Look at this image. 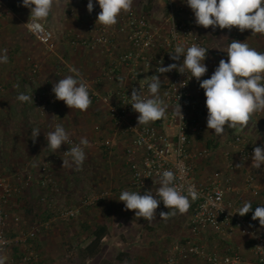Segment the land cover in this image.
Here are the masks:
<instances>
[{"label":"crops","instance_id":"1","mask_svg":"<svg viewBox=\"0 0 264 264\" xmlns=\"http://www.w3.org/2000/svg\"><path fill=\"white\" fill-rule=\"evenodd\" d=\"M0 2L4 9L0 14V55L7 49L8 56V63H0V85L6 86L8 91H11L10 86L13 85L12 90L19 92L21 81L29 78V75L32 76L33 68L37 65L36 74L42 90L52 91L53 84L67 75H74L70 69L75 68L80 73V78L90 84L92 91L99 95L94 101L90 97L92 103L87 111L70 109L63 101L55 98V103L47 108L41 119L34 122L31 120L30 112L21 110L19 106L16 110L22 111L23 114L19 116L24 118L22 117L23 121L19 117L16 118V104L0 99V173L8 176L13 182V177L17 174L31 175L35 178L40 175L41 166L47 163L52 176L58 182L55 196L67 203L69 201L74 203L75 196L83 188L90 194L109 192L108 197L93 206H87L86 211L79 212L76 220L80 225L71 234L73 243L69 248L66 246L64 251L62 250L65 258L70 257L72 262L78 261L79 264H92L93 261L95 264H164L176 244L192 242L209 252L226 253L229 250H236L242 255L245 264H259L253 254L251 238L236 229L218 231L209 228L194 232L191 228L192 205L187 213L177 212L175 216L164 220L160 219L159 213L167 212L168 209L161 201L156 210V219L149 222L143 218H136L135 211L125 210L124 203L119 201L122 191H134L131 160L140 161L142 158V150H137L133 155L127 152L134 138V132L129 127L144 126L138 125L139 113L133 114L122 125L118 124L114 117L113 109L116 108L114 100L107 103L101 99L112 91L130 87L135 83L131 77L132 69L128 66L115 69L113 75L107 74L110 66L120 55L130 49L126 34L119 29L120 18L126 13H121L117 24L109 27L114 36L112 44L90 48L72 42L75 38H90L95 35L87 28V6L79 0H54L50 16L46 21H41L55 34L56 46L50 51L38 42L25 25L29 21L30 11L21 6L22 0ZM183 4L185 6L180 8L183 10L177 11L178 16L195 24L192 10L185 1L178 0V5ZM132 7L139 12H145L163 34L167 31L169 15L167 0H133ZM197 28L205 40L202 47L209 49L204 64L207 72L213 74L221 59L227 61L226 49L231 42L211 26ZM243 33V42L246 41L251 48L264 53V35L252 34L250 29ZM159 53L155 50L154 56ZM152 75H160L162 80L160 95L165 101L164 88L172 77L171 72L160 74L149 69L138 73L141 79L149 83ZM36 88H40L37 83ZM172 111L168 105L164 118L147 125L161 126ZM57 123L64 126L71 138L78 142L81 138H87L90 142V147L85 148L86 159L79 170H75V165L71 168L63 167L65 159L62 154L66 144L55 153L47 148L45 136L48 132L54 131ZM34 128L40 130L35 143L32 140ZM213 131L207 129L206 117L205 131L193 135L191 139L190 150L193 154L208 150L206 156H197L193 160V174L197 182L207 185L215 172H221L219 182L226 187V200L237 210L245 201L250 202L252 207L255 204L264 206V165L261 169L251 168L252 159L243 164L244 167L241 169L235 167L230 169L228 164L229 160L235 159L236 156L235 136H245L256 147L264 145V112L254 114L248 126L242 130L226 128L222 136L215 135ZM106 140L110 141L109 146L103 144ZM227 153H231V158L227 157ZM249 175L255 178L258 195L253 193L247 183ZM225 178L230 179L228 183ZM155 181L149 182L140 194L143 195L147 190L155 193L159 187L158 180ZM30 184L32 191H35L33 181L24 180L25 189L29 190ZM19 197L21 195L14 196L4 207L11 218L17 215L22 218V222L10 221L9 234L11 231L21 232L25 228L27 230L31 228L28 225L31 217H25V214H28L24 206L27 202L20 200ZM249 214L250 212L244 216ZM60 231L65 230L46 233L40 236V240L36 239L33 242L34 245L37 243L33 250L37 254L33 264H59L62 261L58 259L57 245L56 247L53 245L57 244ZM84 239L87 240L83 242ZM60 248L61 246L59 250ZM16 249L18 250L16 247L7 254L18 253ZM46 257H49L51 262L53 259L57 261L45 262L43 259ZM202 263L201 258L191 257L180 264Z\"/></svg>","mask_w":264,"mask_h":264},{"label":"built area","instance_id":"2","mask_svg":"<svg viewBox=\"0 0 264 264\" xmlns=\"http://www.w3.org/2000/svg\"><path fill=\"white\" fill-rule=\"evenodd\" d=\"M87 6L88 0H79ZM94 9L91 13L87 12V28L94 32L95 35L90 38H75L72 40L75 45H84L90 48H96L98 45L108 46L113 43L114 36L109 27L99 24L97 21L98 13L101 11L99 4L93 0ZM169 15L167 17V31L163 34L158 25H155L145 12H139L135 8H131L120 18L119 29L126 34L130 44V49L120 55L117 61L110 66L107 71L108 75H113L115 69L128 66L132 69L131 76L134 85L124 87L117 91H112L108 95L101 97L104 102L110 103L114 100L115 107L114 117L118 124L122 125L128 118L136 112L133 111L130 103V96L133 88H140L144 95H148L149 82L141 79L138 73L145 70L157 71L158 66H164L171 63L182 64L183 56L179 61H173L170 54L174 52L175 46L179 43L191 46L196 44L203 46L204 38L195 24L181 19L177 11H182L178 5V0H167ZM187 10V9H185ZM4 12L3 5L0 2V14ZM42 23V22H41ZM28 27V26H27ZM45 31L43 33H35L29 28V32L38 40V42L47 50H54L56 46L55 34L52 29L44 24ZM175 27V33L173 31ZM221 32L226 40H238L243 42V32L233 27L228 29L216 28ZM160 53L154 56V51ZM38 72L37 65L33 68V75ZM171 79L165 85V102L172 108V113L164 121L161 126L144 125L138 128L129 127L134 132L132 145L128 148V154L133 155L137 150H142V158L140 161L132 159L130 168L132 172V188L136 192L142 190L149 182L158 180V173L162 174L164 170H172L177 173L178 179L175 183L183 185L186 189L189 183L194 184L200 197L191 201L193 208L191 217V228L194 232H200L209 228L215 230H238L243 235L248 236L252 240V250L259 264H264V251L257 246L264 247V231L259 225V221L252 220V214L256 207L262 205H254L248 216L241 217L237 213V209L233 204L226 200V187L220 184L219 179L221 172H215L213 179L209 184L204 185L194 177L193 160L197 156H206L208 150L193 154L190 150L191 139L193 135L201 134L205 131V118L207 117V108L205 106L204 90L200 88L199 82L195 77L189 79L191 74H180L176 70L171 71ZM212 74L206 72L201 80L208 79ZM185 81L186 86L178 87ZM88 90L92 100L99 98V95L92 91L90 84ZM4 91V86L0 85V93ZM33 95L32 105L41 115H44L47 108L55 103V96L51 90H30ZM181 105L184 120H180L174 115V108L177 104ZM71 143L66 144L63 150V157L67 158L65 152L71 147L79 144V142L70 137ZM235 147L237 149L235 159L231 158V153H227L229 160V168L233 169L237 163H247L252 159L253 149L256 147L248 138L237 135L234 138ZM104 145L109 146L110 141L106 140ZM182 162L186 173L183 178H179L177 164ZM42 184L49 185L52 183L49 166L44 163L41 166ZM31 175L17 174L16 180L13 182L8 176L0 173V254H5L16 247H24L19 253H13L8 258L6 264H32L35 256L33 252L28 251L29 244L36 240L40 234L38 225L33 226L26 232L15 237L9 234L10 221H20L19 216L11 218L9 212L4 208L11 199L19 194L24 188V180H31ZM229 178H225L226 183ZM247 183L252 188L255 195L259 194V190L255 185V178L252 175L247 177ZM184 194H187L186 191ZM109 196V192L104 191L100 194L91 193L84 198V203L91 206L100 202ZM219 197V199H217ZM215 202L218 206H213ZM221 208H224L221 211ZM79 210L74 207L59 209L56 215L59 219L69 221L78 216ZM251 225V227H250ZM191 257H199L203 260L202 264H245V261L236 250H229L226 253L209 252L204 247L188 242L186 244H176L174 249L166 257L164 264H180L184 260ZM6 258L3 257L4 261Z\"/></svg>","mask_w":264,"mask_h":264},{"label":"clouds","instance_id":"3","mask_svg":"<svg viewBox=\"0 0 264 264\" xmlns=\"http://www.w3.org/2000/svg\"><path fill=\"white\" fill-rule=\"evenodd\" d=\"M101 11L98 13L97 21L105 27L117 24L121 13L131 11L133 0H96ZM54 0H22V5L30 11L28 28L35 33L45 31L44 24L50 16ZM187 6L195 16V24L204 28L212 27L215 30L228 29L235 27L243 32L247 29L252 30V34L264 35V0H185ZM94 9L93 0H88L87 11L91 13ZM174 33L175 27L173 29ZM209 49L196 44L185 46L177 44L174 52L170 54L173 61H179L183 56L182 64L171 63L158 66L160 74L176 70L180 74H191L189 79L195 77L199 82L200 88L204 90L206 97L205 106L207 108V129L214 130V134L222 136L226 128L244 129L248 126L253 115L257 112H264V53L251 48L248 43L232 40L228 45L227 61L221 59L218 67L208 79L201 80L208 71L204 61ZM0 55V63H8L7 49ZM74 75H67L52 87V92L56 100L63 101L70 109L87 111L91 106V99L87 83L80 78L77 69H70ZM160 75H152L151 82L148 84V95H144L142 89L133 88L130 96L131 107L134 112L139 113L137 117L138 125H147L150 122L158 121L166 116L168 105L161 98ZM185 81L178 87H184ZM18 87V85H17ZM168 93L165 92L164 96ZM20 102H33V95L20 93L17 96ZM174 115L180 120H184L181 105L178 103L174 108ZM40 130H32V140L35 143ZM47 148L55 153L62 145L71 143L69 133L60 123L55 125L54 131H50L45 136ZM90 147L87 138H81L79 144L71 147L65 152L70 160H63V167L71 168L75 165V170H79L86 159L85 148ZM264 165V145L255 147L252 154L251 168L261 169ZM243 163H237L235 168H243ZM179 178H183L186 169L182 162L177 164ZM159 187L156 192L147 190L143 195L136 191H122L119 201L125 205V210H134L136 218H143L151 222L156 219V210L162 201L168 209L167 212L159 213L160 219L167 220L170 216L185 214L191 206V201L200 197L194 184L189 183L184 188L177 185V173L172 170H164L158 173ZM154 183L156 181H153ZM186 191L187 194H184ZM219 199V197H217ZM213 206H218L211 201ZM252 204L248 201L237 210L243 217L252 210ZM224 208H221L223 211ZM252 220L259 221L261 228H264V206L255 208ZM251 227V225H250ZM264 251V247L257 246Z\"/></svg>","mask_w":264,"mask_h":264},{"label":"rangeland","instance_id":"4","mask_svg":"<svg viewBox=\"0 0 264 264\" xmlns=\"http://www.w3.org/2000/svg\"><path fill=\"white\" fill-rule=\"evenodd\" d=\"M179 1L181 2V0H179ZM183 1H185V0H183ZM183 5H185V4H183ZM39 81L40 80L38 78V74H36V75L32 74V76L29 75V78L23 79L21 81V87H20L19 92H15L12 90L13 85L10 86L11 91H8L7 87L4 86V91L2 92L4 94L0 93V99L3 98L4 99V100L2 99L3 101L9 102L11 104H14V103L16 104L15 105L16 106L15 107L16 118L19 117L20 119H22V121L24 118L23 116H19V114H23V112L22 111L19 112L16 110L17 106H19L21 108V110L25 109L26 111L28 110L30 112L31 120L33 122L37 119H41V117H42L41 113L37 109H34V106L32 105V103L20 102L17 100V96L20 93L30 95V90L42 91L41 83ZM36 83L38 84V86L40 88H36ZM63 158L70 160L69 157H67V158L63 157ZM49 170H50V168H49ZM50 173H51V170H50ZM16 176L13 177L14 181H15ZM51 176H52V173H51ZM42 178H43V176H42L41 172H40V175L38 174L35 178L32 177L31 180L33 181V184L36 186L35 191H32V185L30 184V186L28 187V188H30L29 190L25 189V187H24L22 189V191L19 194H17L19 196L21 195V197H19L20 200L23 199V201L27 202L24 205L26 207V212H28V214L27 213L25 214V217H27V216L31 217L29 219L30 221H29L28 225H30L31 228L35 225L39 226L40 234H39L37 240H40L41 239L40 236L46 235V233L57 232V230H65L64 232L60 231V234L58 235V240L56 241L57 244L56 243L53 244L54 247H56V245H57L56 248L59 251V253H58L59 258L58 259L62 260V261H60L61 264H79L78 261L72 262L70 257L65 258V254L63 252L64 249L66 248V246H68V248H69V246H71L73 243V242H71L72 241L71 240V238H72L71 234L74 233L76 227H79V225H80L77 223V220H76V219H78V217L75 219L69 220V221L61 220L57 217L56 211L59 209L68 208V207L77 208L79 210V212L80 211L81 212L86 211L87 205L84 203L83 200L90 193L89 192L87 193L88 190L86 188H83L79 192V194H77L75 196L74 203H72L70 201L68 203H67V201L62 202L58 196H55V193L57 192L56 191V188H57L56 184H58L56 179L52 176L53 181H52V183H50L47 186V185L42 184ZM52 187L54 190L52 189ZM46 188H49L50 190L47 191ZM17 195H15V196H17ZM28 200H29V202H28ZM80 213H78V214L80 215ZM20 221L22 222V218H20ZM26 231H27V228L23 229L21 232L11 231L10 235L15 237L17 235H20V234L26 232ZM86 240L87 239H84L83 242H85ZM34 241H32L29 244L28 251L33 252L34 247L37 245V243L34 245V243H33ZM60 246H61V248L59 250ZM17 248H18V250L16 249V252H18V253L24 250V247H17ZM35 250H36V248H35ZM69 253H71V252H69ZM33 254L35 256L36 252H33ZM40 254L42 256L43 252ZM11 255L7 254V253L5 254V256L0 255V262H1L0 264H6L8 258H10ZM3 257L6 258L4 261L2 260ZM38 258H40V256H38ZM43 260H45V262L49 261V263L57 261V259H53L51 262V259L49 257H46ZM34 261H36V260L34 259ZM92 264H95V262L93 261Z\"/></svg>","mask_w":264,"mask_h":264},{"label":"trees","instance_id":"5","mask_svg":"<svg viewBox=\"0 0 264 264\" xmlns=\"http://www.w3.org/2000/svg\"><path fill=\"white\" fill-rule=\"evenodd\" d=\"M97 238H98V239H100V237H99V236H97Z\"/></svg>","mask_w":264,"mask_h":264}]
</instances>
